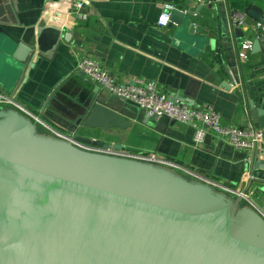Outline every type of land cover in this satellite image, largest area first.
<instances>
[{
	"label": "water",
	"instance_id": "obj_1",
	"mask_svg": "<svg viewBox=\"0 0 264 264\" xmlns=\"http://www.w3.org/2000/svg\"><path fill=\"white\" fill-rule=\"evenodd\" d=\"M245 13L264 24L259 6ZM191 14L176 8L169 24H187ZM233 32L241 43L244 30ZM261 49L255 39L252 52ZM35 51L22 44L13 50L16 84L35 67ZM68 80L54 85L45 105L86 91L82 81ZM100 88L68 108L75 126L97 129L98 138L73 139L123 149L119 131L132 125L130 116L110 106ZM247 107L264 138V98L249 97ZM58 134L0 107V264H264V216L242 195L173 168L90 152ZM262 156L264 141L250 153L244 192L264 191Z\"/></svg>",
	"mask_w": 264,
	"mask_h": 264
},
{
	"label": "crops",
	"instance_id": "obj_2",
	"mask_svg": "<svg viewBox=\"0 0 264 264\" xmlns=\"http://www.w3.org/2000/svg\"><path fill=\"white\" fill-rule=\"evenodd\" d=\"M75 2L84 7L75 8ZM164 3L192 11L189 22L159 25ZM252 4L264 10V0H0V88L11 90L39 118L35 122L44 133L96 140L97 129L78 128L68 111L71 102H84L97 87L77 68L78 60L89 57L121 82L151 79L172 99L211 105L224 125L244 126L251 121L248 98H264V28L255 27L257 21L246 16L242 41L259 39L262 49L247 51L248 59L242 62L230 11L246 12ZM189 23L195 25L193 31ZM19 44L36 50V65L20 85L14 81L20 72L12 55ZM65 77L69 83H85L86 91H70V98L45 105L54 85ZM100 92L110 106L130 116L132 125L119 131L124 149L156 154L174 164L158 165L222 191L221 185L238 191L247 187L252 149L237 150L211 131L196 144L192 126L154 117L104 88ZM253 191L248 194L264 212V191Z\"/></svg>",
	"mask_w": 264,
	"mask_h": 264
},
{
	"label": "built area",
	"instance_id": "obj_3",
	"mask_svg": "<svg viewBox=\"0 0 264 264\" xmlns=\"http://www.w3.org/2000/svg\"><path fill=\"white\" fill-rule=\"evenodd\" d=\"M215 2H225L226 0H214ZM75 8L82 9L83 2H75ZM177 6L173 3H164L162 5V13L158 19V24L166 26L170 23L173 10ZM232 30L236 27L242 28L246 22L245 12L231 10ZM81 18H85L81 14ZM166 18V19H165ZM257 28H264V24L257 21L254 25ZM253 40L247 39L239 43L237 48L238 58L244 62L248 59L247 51L252 50ZM77 68L85 73V75L101 88L109 91L111 94L122 100L133 102L146 110L150 115L162 118L169 117L171 120L192 126L195 129L194 142L200 144L204 141L209 131L215 135L225 138L237 150H250L256 145L261 146L264 141L262 130L257 128L252 121L244 126H227L221 121L220 114L207 104L197 105L190 102L177 101L168 94L162 92L156 82L144 77H138L130 82L119 81L111 72L104 69L97 60L83 57L77 62ZM0 107H10L19 110L21 113L32 118L34 121L39 118L33 114L27 107L18 102L13 94H10L0 88ZM40 121V120H39ZM64 139H69L78 147L96 153L108 154L118 157L131 158L139 161L173 165L170 162L160 159L156 154H144L132 152L127 149H116L110 146H101L93 143L78 142L71 136L60 134ZM220 188L234 195H242L243 198L254 205L248 192L234 190L230 187L219 186ZM260 210V209H259ZM264 216V212L260 210Z\"/></svg>",
	"mask_w": 264,
	"mask_h": 264
},
{
	"label": "snow or ice",
	"instance_id": "obj_4",
	"mask_svg": "<svg viewBox=\"0 0 264 264\" xmlns=\"http://www.w3.org/2000/svg\"><path fill=\"white\" fill-rule=\"evenodd\" d=\"M166 19V18H165Z\"/></svg>",
	"mask_w": 264,
	"mask_h": 264
}]
</instances>
